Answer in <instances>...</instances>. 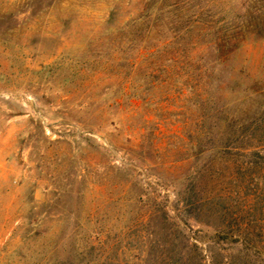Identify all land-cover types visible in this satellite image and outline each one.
<instances>
[{
  "label": "rangeland",
  "instance_id": "1",
  "mask_svg": "<svg viewBox=\"0 0 264 264\" xmlns=\"http://www.w3.org/2000/svg\"><path fill=\"white\" fill-rule=\"evenodd\" d=\"M215 1L236 14L228 28L238 31L247 26L238 14L264 6ZM150 2L0 0V264H161L168 239L183 245V236L205 264L240 258L238 244L213 243L223 219L201 205L227 194L231 207L230 159L200 153L222 136L215 107L240 120L259 113L264 33L208 37L189 51L215 70L213 91L200 94L207 106L195 108L182 77L148 76L163 53L139 56L169 35L164 13L150 35L129 25ZM259 19L251 23L264 27ZM252 204L247 197L246 217L228 220L247 226L250 264H263L264 211L252 219Z\"/></svg>",
  "mask_w": 264,
  "mask_h": 264
},
{
  "label": "trees",
  "instance_id": "2",
  "mask_svg": "<svg viewBox=\"0 0 264 264\" xmlns=\"http://www.w3.org/2000/svg\"><path fill=\"white\" fill-rule=\"evenodd\" d=\"M145 11L129 25L135 28L146 26V35L153 32L154 24L160 21L161 25L164 19L168 20V37L159 45H149L140 47V57H155L163 53V61L154 65L148 76L156 77L157 74L174 76L177 80L182 79L184 90L187 94L192 95L189 104L195 108H204L207 106V100L201 99V93H210L213 91L212 73L214 67L210 61L205 64L200 61H192L189 59V51L196 50L198 45L211 37V40L224 41L226 39H236L239 33L244 34L245 31L262 36L264 27L259 23L252 24L254 17L256 21H260L264 13V6H255L247 9L245 14L239 15L238 19L246 25L234 28V25L228 28L230 24L229 15L236 22V14L229 9L226 10L222 6L217 5L215 0H163L164 4L160 7L157 5L158 0H151ZM128 25V26H129ZM251 28V29H250ZM250 29V31H249ZM235 33V34H231ZM218 46V49L224 47L212 43V46ZM238 46L233 50H238ZM137 60L127 63L129 69L138 66ZM122 67H124L122 65ZM148 76L139 77V83L148 91L146 79ZM149 86V85H148ZM128 98L141 99V94L134 91L133 88L128 89ZM109 91V87L105 88ZM209 101L211 99H208ZM260 108V109H259ZM258 109L259 113L254 112L252 116L240 120L236 116L224 113L223 107H215L213 118L216 119V125L222 130L220 141L214 146L203 148L201 155L209 156H227L230 159V183L234 186L231 195V207H225L226 196H210L201 205L206 206L207 214L215 215L218 219H223L217 225L216 240L214 244L229 243L231 246L235 244L240 246L238 251L240 258L234 260V257L224 255L219 259L210 257V264H250L251 257L248 256L247 250H250L249 234L247 226L244 223L229 222L228 219H244V214L248 212L247 207L243 206V201L250 197L253 204L251 215L252 219H256V215L264 211V103ZM210 110L212 108L210 107ZM213 114V112H212ZM213 125L205 127L204 137H209ZM193 204V203H192ZM232 210V211H231ZM176 232L177 225H169ZM183 236V245L177 243L176 239H168L167 250L161 254L158 260L161 264H205L204 256L200 252L198 245L191 244L188 246L186 237ZM188 241V240H187ZM258 255V253H257ZM264 264V259L260 261ZM59 264H71L66 258L60 260Z\"/></svg>",
  "mask_w": 264,
  "mask_h": 264
}]
</instances>
